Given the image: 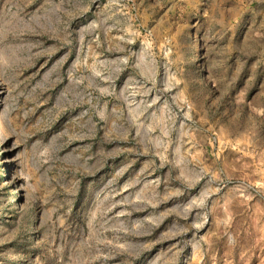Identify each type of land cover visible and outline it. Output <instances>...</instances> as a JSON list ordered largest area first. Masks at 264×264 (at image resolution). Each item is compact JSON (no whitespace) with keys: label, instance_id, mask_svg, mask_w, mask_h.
<instances>
[{"label":"rangeland","instance_id":"rangeland-1","mask_svg":"<svg viewBox=\"0 0 264 264\" xmlns=\"http://www.w3.org/2000/svg\"><path fill=\"white\" fill-rule=\"evenodd\" d=\"M0 213V264H264V0H0Z\"/></svg>","mask_w":264,"mask_h":264},{"label":"trees","instance_id":"trees-1","mask_svg":"<svg viewBox=\"0 0 264 264\" xmlns=\"http://www.w3.org/2000/svg\"><path fill=\"white\" fill-rule=\"evenodd\" d=\"M0 218H1V225H0V228H2V226H4V224L6 223L5 222V215H2V213H0ZM23 237L25 238V240H26V242L29 240L28 239V237H27V234L26 233H24V235H23ZM20 249H24L23 247H20ZM27 253V252H26ZM26 253H25V255L23 256V258H22V263L23 264H28L27 263V256L28 255H26Z\"/></svg>","mask_w":264,"mask_h":264},{"label":"bare ground","instance_id":"bare-ground-1","mask_svg":"<svg viewBox=\"0 0 264 264\" xmlns=\"http://www.w3.org/2000/svg\"><path fill=\"white\" fill-rule=\"evenodd\" d=\"M0 223H1V219H0Z\"/></svg>","mask_w":264,"mask_h":264}]
</instances>
